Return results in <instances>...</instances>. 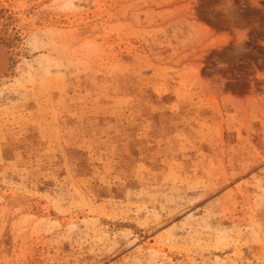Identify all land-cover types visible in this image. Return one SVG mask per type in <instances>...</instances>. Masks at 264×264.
I'll return each mask as SVG.
<instances>
[{
    "label": "rangeland",
    "instance_id": "rangeland-1",
    "mask_svg": "<svg viewBox=\"0 0 264 264\" xmlns=\"http://www.w3.org/2000/svg\"><path fill=\"white\" fill-rule=\"evenodd\" d=\"M0 0V264H264V0Z\"/></svg>",
    "mask_w": 264,
    "mask_h": 264
},
{
    "label": "clouds",
    "instance_id": "clouds-1",
    "mask_svg": "<svg viewBox=\"0 0 264 264\" xmlns=\"http://www.w3.org/2000/svg\"><path fill=\"white\" fill-rule=\"evenodd\" d=\"M58 11H74L77 10L75 0H64V3L60 4L57 8Z\"/></svg>",
    "mask_w": 264,
    "mask_h": 264
},
{
    "label": "bare ground",
    "instance_id": "bare-ground-1",
    "mask_svg": "<svg viewBox=\"0 0 264 264\" xmlns=\"http://www.w3.org/2000/svg\"><path fill=\"white\" fill-rule=\"evenodd\" d=\"M2 47V46H1ZM4 49V48H3ZM5 52V51H4ZM6 54V53H5ZM0 54V76H3L5 73L10 72L9 69V63L6 55Z\"/></svg>",
    "mask_w": 264,
    "mask_h": 264
},
{
    "label": "water",
    "instance_id": "water-1",
    "mask_svg": "<svg viewBox=\"0 0 264 264\" xmlns=\"http://www.w3.org/2000/svg\"><path fill=\"white\" fill-rule=\"evenodd\" d=\"M0 54H2V55H4V54H5V52H4V50H3V48H2V47H0Z\"/></svg>",
    "mask_w": 264,
    "mask_h": 264
}]
</instances>
